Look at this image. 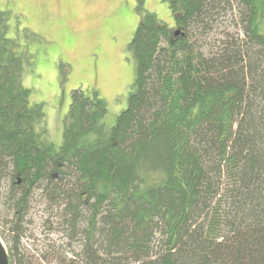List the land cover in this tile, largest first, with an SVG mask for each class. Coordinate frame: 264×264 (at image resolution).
<instances>
[{"label":"trees","instance_id":"1","mask_svg":"<svg viewBox=\"0 0 264 264\" xmlns=\"http://www.w3.org/2000/svg\"><path fill=\"white\" fill-rule=\"evenodd\" d=\"M163 1L173 29L139 7L128 108L108 127L99 93L73 91L59 148L23 84L15 17L0 13L10 264H264V0ZM39 202L61 237L29 250Z\"/></svg>","mask_w":264,"mask_h":264},{"label":"rangeland","instance_id":"2","mask_svg":"<svg viewBox=\"0 0 264 264\" xmlns=\"http://www.w3.org/2000/svg\"><path fill=\"white\" fill-rule=\"evenodd\" d=\"M140 5L175 27L163 0H0V13L10 12L19 20H13L10 36L20 39L31 58L23 84L33 91L32 104L44 105L49 139L56 147L63 143L73 91L82 90L89 97L99 93L108 106V127L115 126L128 108L136 78L128 47L140 23ZM45 209L42 202L35 204L24 240L29 250L43 247L46 239L60 241L57 234L48 238L42 220ZM7 229L0 221V230Z\"/></svg>","mask_w":264,"mask_h":264},{"label":"water","instance_id":"3","mask_svg":"<svg viewBox=\"0 0 264 264\" xmlns=\"http://www.w3.org/2000/svg\"><path fill=\"white\" fill-rule=\"evenodd\" d=\"M0 264H10L8 248L1 237H0Z\"/></svg>","mask_w":264,"mask_h":264}]
</instances>
